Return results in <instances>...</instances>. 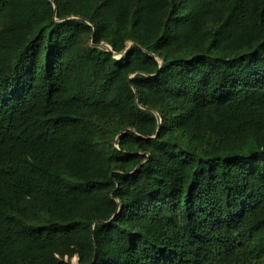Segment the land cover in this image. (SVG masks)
<instances>
[{
    "label": "trees",
    "instance_id": "trees-1",
    "mask_svg": "<svg viewBox=\"0 0 264 264\" xmlns=\"http://www.w3.org/2000/svg\"><path fill=\"white\" fill-rule=\"evenodd\" d=\"M73 259L264 264V0H0V264Z\"/></svg>",
    "mask_w": 264,
    "mask_h": 264
},
{
    "label": "water",
    "instance_id": "water-1",
    "mask_svg": "<svg viewBox=\"0 0 264 264\" xmlns=\"http://www.w3.org/2000/svg\"><path fill=\"white\" fill-rule=\"evenodd\" d=\"M53 7H54V14H55V5H53ZM75 17H79V16H75ZM66 18H68V17H64V18H61V19H66ZM54 19L55 20H58V18H56V16H54ZM102 45H103V47L106 49V50H108V51H111L112 52V54L114 55V57H116V58H119V57H121V56H123L124 55V53L127 51V50H129L131 47H133V46H139L143 51H146V52H148L147 50H145L144 48H142L137 42H134V41H129L127 44H126V46L121 50V51H119V52H116V51H114V50H112V48L108 45V44H105V43H102ZM159 63H160V65H161V63H162V60L160 59V61H159ZM132 75H134V74H132ZM132 75H129V77H128V81L130 82V78L132 77ZM132 89H133V91H134V93H135V87L132 85ZM140 107H142V106H140ZM145 109H147V108H145ZM154 114H155V116H156V118H157V121H158V128H159V126H160V123H161V118H160V116H159V114L157 113V112H155V111H152ZM126 129H124L123 131H125ZM156 134H157V131H156V133L152 136V137H154V136H156ZM112 218V217H111ZM110 218V219H111ZM110 219H108V220H102V221H98V223H106V222H108V221H110ZM72 264H78L77 262H74V263H72Z\"/></svg>",
    "mask_w": 264,
    "mask_h": 264
},
{
    "label": "rangeland",
    "instance_id": "rangeland-1",
    "mask_svg": "<svg viewBox=\"0 0 264 264\" xmlns=\"http://www.w3.org/2000/svg\"><path fill=\"white\" fill-rule=\"evenodd\" d=\"M73 262H75L74 259H73Z\"/></svg>",
    "mask_w": 264,
    "mask_h": 264
}]
</instances>
